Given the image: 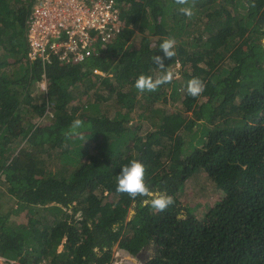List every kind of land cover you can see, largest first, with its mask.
Returning <instances> with one entry per match:
<instances>
[{"label": "trees", "instance_id": "trees-1", "mask_svg": "<svg viewBox=\"0 0 264 264\" xmlns=\"http://www.w3.org/2000/svg\"><path fill=\"white\" fill-rule=\"evenodd\" d=\"M117 2L126 28L105 49L44 66L28 57L35 2L0 0L3 264H112L116 245L152 247L146 264H264V0H189L191 17L175 0ZM165 38L176 55L162 70L151 57ZM166 72L154 92L134 87ZM193 77L205 85L195 98ZM74 119L82 135L69 137ZM133 159L173 197L164 212L116 190ZM203 174L218 199L183 214L180 196Z\"/></svg>", "mask_w": 264, "mask_h": 264}, {"label": "built area", "instance_id": "built-area-1", "mask_svg": "<svg viewBox=\"0 0 264 264\" xmlns=\"http://www.w3.org/2000/svg\"><path fill=\"white\" fill-rule=\"evenodd\" d=\"M125 28L117 0H35L27 23L28 57L44 66L54 59L82 62Z\"/></svg>", "mask_w": 264, "mask_h": 264}, {"label": "clouds", "instance_id": "clouds-1", "mask_svg": "<svg viewBox=\"0 0 264 264\" xmlns=\"http://www.w3.org/2000/svg\"><path fill=\"white\" fill-rule=\"evenodd\" d=\"M177 5L181 7L178 9L180 13L185 16H192L191 7H184L189 3V0H175ZM252 6H255L253 3ZM123 20V19H122ZM176 41L174 38H165L159 45V49L162 51V55H153L151 57L152 63H154L160 69H166L164 61L172 59L176 53L174 51ZM173 76L171 72H166L164 75L157 79H153L151 76L141 74L135 80L134 87L140 92H154L157 88L163 84L171 83ZM46 86V81H45ZM205 91L204 83L196 77H193L188 81L187 93L192 97H198ZM84 127V121L81 119H74L68 131L65 135L80 136L82 135L81 129ZM145 165L139 160L133 159L128 164L120 168V172L116 177L117 187L116 190L119 193L127 194L130 198L143 197V203L145 206L150 205L156 212H164L171 205L174 204L172 196L154 192L145 182ZM131 217H129L130 219ZM128 252V251H127ZM129 253V252H128ZM130 254V253H129ZM132 255V254H131Z\"/></svg>", "mask_w": 264, "mask_h": 264}, {"label": "rangeland", "instance_id": "rangeland-1", "mask_svg": "<svg viewBox=\"0 0 264 264\" xmlns=\"http://www.w3.org/2000/svg\"><path fill=\"white\" fill-rule=\"evenodd\" d=\"M35 2V0H30ZM264 42V39H263ZM180 64L174 67V70L176 72V78L179 77L178 70H179ZM43 87H45V82H42ZM181 106V104H180ZM169 107V105L164 106ZM200 132V129L198 126H194L193 130H186V132L183 133L184 140L186 142V145L188 146V142L192 140V136L195 132ZM198 137L194 140L197 141ZM186 147V146H185ZM200 176V175H199ZM205 175H201L200 182H196L194 179H191L186 189L184 190V193L180 196L182 200V204H180L181 210L183 214L187 213L186 205L189 207L192 206L194 208V212L197 214L204 213L207 208L212 206L215 201L218 199V192L215 191V188L213 184H211V181L205 180ZM158 192V191H154ZM161 193V192H160ZM165 194V193H163ZM5 200V198H3ZM136 204L131 208L129 217H132L135 213ZM22 219H20L21 221ZM151 250H147L146 253H148V256H151L153 249L150 247ZM61 249V247H60ZM114 257L115 260L112 264H143V262L136 256L129 254L125 249L120 248L118 245L114 247ZM4 258L0 257V264H3Z\"/></svg>", "mask_w": 264, "mask_h": 264}, {"label": "water", "instance_id": "water-1", "mask_svg": "<svg viewBox=\"0 0 264 264\" xmlns=\"http://www.w3.org/2000/svg\"><path fill=\"white\" fill-rule=\"evenodd\" d=\"M147 250H151L150 247L143 248L136 256L143 262V264H146L147 261L150 260L151 256H148V253H146Z\"/></svg>", "mask_w": 264, "mask_h": 264}]
</instances>
